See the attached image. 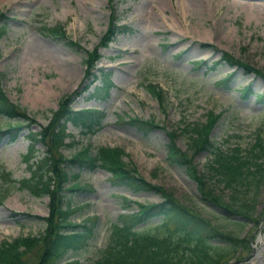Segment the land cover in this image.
<instances>
[{
  "label": "rangeland",
  "instance_id": "rangeland-1",
  "mask_svg": "<svg viewBox=\"0 0 264 264\" xmlns=\"http://www.w3.org/2000/svg\"><path fill=\"white\" fill-rule=\"evenodd\" d=\"M199 3L202 5L198 7L184 0H0V11L7 16L0 15V23L7 25L0 38L1 86L11 101L36 120L29 129L23 127L14 141L9 142L7 136L0 140V168L11 171L17 180L29 177L22 159L29 143L26 135L47 123L60 100L89 82L84 81L86 50H92L106 32L112 8L118 24L130 29L100 49L102 58L97 68L110 72L114 86L105 100L89 98L93 87L100 83L95 79L90 89L72 103L73 109L101 110L102 126L96 133L84 135L81 128L69 124L71 136L66 142L75 143L63 147L62 153L70 157L76 149L89 144L92 150L99 146L122 148L128 167L173 192L177 201L216 228L222 236L212 240L213 244L224 246L232 238L237 249L229 248L221 264H250L259 245L258 237L264 234V175L259 186L243 194L239 205H232L228 192L207 169L209 153L189 149L187 136L179 134L177 146L192 157L196 170L213 189L212 195L223 205L246 213L241 220L228 217L203 201L198 182L184 168L168 163L167 131L179 132L184 123L204 122L212 110L220 112L221 117L210 137L223 151L239 147L246 155L257 135L264 138V78L225 63L213 66L225 52L264 71V0ZM44 25L61 26L67 39L75 41L80 49L43 36ZM196 61L205 63L194 66ZM229 75V83L220 84ZM147 83L164 90L163 104L144 88ZM248 86L250 92L243 93ZM128 116L153 119L158 127L144 134L127 123ZM18 122L27 124L0 116V129ZM44 147L37 146L39 156ZM69 171L78 174L76 182L82 185L81 189L66 192L76 207L70 220L78 223L87 216L98 217L88 248L69 252L66 258L70 260L90 262L107 245L110 226L120 214L138 210L135 201H161L156 193L113 186L110 174L101 168ZM122 196L128 201H122ZM49 203L47 196L38 198L26 190L13 189L0 204V243L42 233L46 224L41 218L50 215ZM160 222L154 218L135 228L146 227L153 232ZM27 261L32 262V258Z\"/></svg>",
  "mask_w": 264,
  "mask_h": 264
},
{
  "label": "trees",
  "instance_id": "trees-1",
  "mask_svg": "<svg viewBox=\"0 0 264 264\" xmlns=\"http://www.w3.org/2000/svg\"><path fill=\"white\" fill-rule=\"evenodd\" d=\"M126 29L112 21L100 45L106 46L117 32ZM42 30L55 40L79 49L75 42L65 38V31L61 27H44ZM5 31V25H0V37ZM98 58L97 47L87 53L84 59L86 77L92 75L91 69ZM200 63L195 62L194 65ZM218 63L241 67L246 73H254L264 78L263 70L240 62L225 52H222L220 60L215 62ZM101 73L102 84L96 86L91 94L100 100L107 98L109 90L113 87L109 74L103 70ZM230 77L224 78L220 83L228 84ZM146 88L159 103L163 104L165 95L162 89L152 84L146 85ZM243 91L246 94L250 89L246 87ZM76 94L75 91L60 100L58 109L51 112L48 122L39 125V131L30 130L27 134L29 145L24 161L30 171L28 178L16 180L10 171L0 169V204L16 184L18 189L28 190L38 198L47 196L50 201V215L41 218L46 224L43 232L38 235L17 236L10 241L1 242L0 264H221L224 256L229 253V248L236 251V243L231 240L232 238H228L224 246L213 244L212 240L222 236L218 234L216 228L177 201L173 192L155 185L128 167L124 160L126 154L122 148L99 146L92 150L90 145H85L70 157H66L62 153V148L73 143L65 141L70 136L66 132L67 123L82 128L84 133L95 132L100 128L103 118V114L94 109L72 110L70 103ZM0 115L10 120H23L27 122V127L36 123L24 107L8 99L1 82ZM220 117L221 113L210 111L204 122L184 123L182 128H178L179 132L177 129L168 131L167 161L184 168L186 174L198 182L203 201L218 208L228 217H241V220L246 217V213L223 205L221 199L220 201L216 199L212 195L213 189L208 187L209 183L207 184L196 170L192 157L187 151L180 150L176 143V138L182 132L188 138L189 149L209 153L210 158L206 163L208 171L228 192L229 203L239 205L243 194L250 187L259 186V181L264 175V138L257 135L251 152L246 155L242 154L239 147L225 152L210 137ZM19 123L17 126L9 125L6 130L0 129V140L7 136L9 142L14 141L22 129V126H19L22 124ZM128 123L144 134L158 127L153 119L130 117ZM38 143L45 146L42 156L36 154ZM96 167L110 172L113 185L125 186L133 192L156 193L161 196V201L155 203L136 201L138 211L121 214L110 226L107 245L98 251L94 259L84 263L76 258L70 260L66 255L88 248L95 236L97 217H88L80 223L72 222L69 217L75 211V207H72L70 196L66 192L81 187L76 182L78 174L70 173L69 169L93 170ZM123 201L127 202V199L123 197ZM154 218H159L161 223L154 227L153 232L148 231L146 227L135 228ZM28 257L32 258V262L27 261Z\"/></svg>",
  "mask_w": 264,
  "mask_h": 264
},
{
  "label": "water",
  "instance_id": "water-1",
  "mask_svg": "<svg viewBox=\"0 0 264 264\" xmlns=\"http://www.w3.org/2000/svg\"><path fill=\"white\" fill-rule=\"evenodd\" d=\"M241 218V217H239ZM264 237V234L258 237V241L260 240V238ZM259 251H262V253H260ZM250 264H264V250L263 248H260L259 250L256 249L253 258L250 261Z\"/></svg>",
  "mask_w": 264,
  "mask_h": 264
},
{
  "label": "bare ground",
  "instance_id": "bare-ground-1",
  "mask_svg": "<svg viewBox=\"0 0 264 264\" xmlns=\"http://www.w3.org/2000/svg\"><path fill=\"white\" fill-rule=\"evenodd\" d=\"M184 1H186V2H188V3H193L194 5H196V6H198L199 7V5H202V3H199V0H184ZM205 1V0H204ZM197 7V8H198ZM258 246L256 247V249H260V248H263V250H264V237H262V238H260V240L258 241ZM260 253H262V251H259Z\"/></svg>",
  "mask_w": 264,
  "mask_h": 264
}]
</instances>
